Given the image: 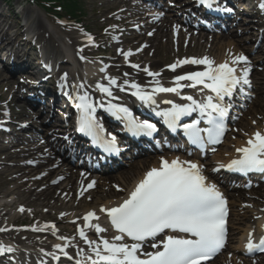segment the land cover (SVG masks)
Masks as SVG:
<instances>
[{
    "label": "snow or ice",
    "instance_id": "snow-or-ice-1",
    "mask_svg": "<svg viewBox=\"0 0 264 264\" xmlns=\"http://www.w3.org/2000/svg\"><path fill=\"white\" fill-rule=\"evenodd\" d=\"M196 3L208 10H215L218 0H196ZM258 6L264 11V0H261ZM176 28L178 29L179 25ZM86 36L87 42L91 44L93 37L87 34ZM131 55L130 51L124 53L125 59ZM240 64L244 67L238 68ZM184 65L204 67L200 71L177 75L173 87H164L157 80L156 86L147 91L140 85L131 83L130 87L134 89L131 94L143 104L156 105L155 97L160 93H175L180 96L184 87L197 86L208 90L211 94L201 99L183 95L181 98L186 103L164 100L165 104L171 106L155 112L169 130L172 132L182 130L191 144L203 150L207 145L222 142L226 131L225 120L233 107V97L244 94L245 89L251 87L250 61L241 53L221 63L204 56L177 60L169 67L175 72L178 67ZM132 67L140 66L133 64ZM143 70L151 77L160 75L147 68ZM67 79L65 73L62 80L66 82ZM106 79L107 85L97 83L95 89L109 98L116 99L112 88L118 86L117 80L110 76ZM184 81L190 83L182 84ZM60 87L62 90L65 87L76 90L72 99L73 107L79 113L78 131L107 153H119L120 148L117 137L107 133L103 123L97 118L98 108H103L117 121L122 122L124 128L133 136L151 137L157 131L155 123L137 118L127 106L113 103L111 100H95L84 90L83 83L79 85L64 83ZM64 94L71 95L67 91ZM193 113H197L199 118L182 123ZM202 123L206 126L202 127ZM212 150L215 151L214 148ZM236 152L238 156L221 167L241 174L264 173V133L261 131L253 133L247 139L246 146L236 148ZM94 185L95 181L88 184L87 188L90 189ZM19 210L24 211L22 207ZM99 211L106 215L109 227L114 230L115 235L111 238L100 236L99 234L106 233L109 229L99 223H93L99 221L100 217L95 211L88 212L83 220L88 228L94 229L99 239H90L84 227L78 229L79 237L84 240L91 252L87 254L80 249L77 254L82 256V260L76 264H205L226 245L228 235L226 198L216 184L208 182L203 174L202 165L190 160H181L179 157L171 161L161 157L159 166L147 170L128 192L126 198L114 206L101 207ZM48 228L55 234V224L44 226V229ZM253 235L252 232L249 233L245 246L247 253L256 251L264 253V236L255 241ZM58 239L65 243L56 244L55 249L68 259H72L66 250L71 244V239L64 236ZM146 242L151 250H144ZM12 251L11 247L3 246L0 242V253ZM44 255L51 256L57 261L60 259L56 252H46Z\"/></svg>",
    "mask_w": 264,
    "mask_h": 264
},
{
    "label": "bare ground",
    "instance_id": "bare-ground-1",
    "mask_svg": "<svg viewBox=\"0 0 264 264\" xmlns=\"http://www.w3.org/2000/svg\"><path fill=\"white\" fill-rule=\"evenodd\" d=\"M247 1V0H245ZM119 4H124L126 6V11L130 12L129 16L131 18L130 22L133 23L134 20L138 16L144 15V12L140 8V6H130L129 2H126L124 0H121L118 3H115L114 6H117ZM128 5V6H127ZM251 9H255L254 5L250 4L249 5ZM161 10V9H160ZM151 13L148 14L150 17H156L152 18L151 20H148L146 24L148 25V29L151 31L152 28H155L153 30V33L150 35V41L144 48V52L153 50L154 53H158V47H155L153 44V39L157 38L155 35L158 34H164L165 31L166 33L168 32L169 28L170 33L173 34L174 37L177 39L183 37V30L181 31L176 28L177 25L185 26L184 22L182 19H180L177 15L171 13L168 9L165 10L166 12V18L165 21H163V17L160 18V14L163 11L157 10V7H152L149 10ZM224 11V10H223ZM165 17V16H164ZM148 18V17H147ZM156 23V21H158ZM240 24V20L237 19V21ZM171 25V26H170ZM40 27L44 29V24H40ZM199 27H203L200 26ZM8 28V27H7ZM193 31H196V28L194 26H191ZM155 32V33H154ZM157 32V33H156ZM264 35V34H262ZM0 36H2L3 40L7 38V41L9 38H11V34L7 29L2 28V25H0ZM47 36V35H46ZM158 36V35H157ZM142 36L140 34H134V35H129L126 32L122 34L121 42L127 43L129 46L132 48L137 46L140 38ZM193 37H197L198 40H201L203 42H207L211 44L210 50L207 53L209 58L214 59L217 63H221L226 59H229L225 54L224 50H230L231 53L233 52L235 55L240 54V50L242 47L241 41L237 40V34L229 32L228 34L225 35H220L218 37L215 36H201L199 37L198 35L194 34ZM48 40L51 39L50 36H47ZM77 38L74 37H68L65 40L59 39V43L61 46L64 48V50H61L60 52L55 53L54 51H50L49 55L51 57L54 56V61L59 62L60 66L58 67V71L60 70V74L64 75L67 73L69 74V71L67 70L70 62V59L73 60V54L71 50V46L73 47V42L76 41ZM160 37L157 38L159 41ZM20 40L17 38L15 42H9V48H10V53H13L14 49L13 46L14 44ZM69 43V44H68ZM110 48L109 46V51ZM79 52L78 55L80 56L75 60L76 64H78L81 67V74H78L85 82V84L88 85V90L91 92V96H93L95 99L97 98V101H100L101 99L105 101L111 100L113 103H118L124 106H127L134 112L136 111V114H141L137 113V109L134 106L133 100H127L123 96L124 90H130L134 91L130 87L131 83H136L140 85L142 88H144L147 91H150L153 87L156 86V81L158 80L160 84L163 86L166 84L168 87H173V81L174 78L179 75V74H185L191 71L195 70H203V65H195V66H188L184 70H176L174 73H171L169 71H160L156 70L154 72L160 73L159 76L157 77H151L148 74L145 73H134L132 70L126 69V64L130 62L127 59H125L124 53L129 52L130 49L122 51L120 56L116 50L114 52L113 50L110 51V61H112V65L115 66L119 62L120 65L114 67H107L105 64H101L98 61H94L91 63H86L82 62L81 57L87 58V59H95L97 56L93 54V50L89 47H85L83 51ZM52 52L54 54H52ZM76 53V56H77ZM256 53L258 54H264V41L261 42V46L257 48ZM63 54V55H61ZM234 54H231L232 57L235 56ZM62 57V58H61ZM61 58V59H60ZM104 60L108 61L107 54L103 56ZM79 59V60H78ZM86 59V60H87ZM69 60V61H68ZM259 61V60H258ZM80 64H79V63ZM262 72L258 71L254 73L253 75V86H257L258 84L264 83V60L260 62ZM150 66V67H148ZM122 67V68H119ZM152 67H158V62H152L150 65H146L143 68H150ZM238 68H241V65L237 66ZM30 70L33 71L35 74L37 73V68L34 66H30ZM118 69V70H116ZM123 73L121 74V72ZM47 72L42 71V77L41 81L44 82L47 78ZM113 77L117 80L118 86H113L112 91L113 95L116 99L109 98L105 96L104 94L100 93L95 89V85L97 83H103L105 85L108 84V81L106 77ZM83 77V78H82ZM126 79V80H124ZM124 80V81H123ZM127 82V83H126ZM2 84L6 85L11 89L14 85H12V82L9 81L8 79L4 80ZM183 84H187L186 81L183 82ZM123 88L124 90L121 91L120 89ZM185 88V93H188L189 87H184ZM7 89V90H9ZM263 88L257 87L256 93L259 94L261 93ZM248 92H246L247 94ZM264 93V92H262ZM160 96V95H156ZM23 98V97H22ZM258 98V100H257ZM164 100H171L173 102H178L179 101V96L176 94H171L167 96H163L159 101H164ZM256 107V113H258L260 116V122L262 121V127L261 129L255 128L253 129L252 127H249L248 131L245 130H240V138L234 137V144L231 142L226 143V147L222 151L215 150L216 154L214 156V163L215 168L213 170L207 168H204L208 176L211 178V180H217V175H216V170L217 169H222L225 170L226 167H221V165H227L233 158H236L238 156V153L236 152V148L246 146V141L251 136L253 133L256 131H261L264 133V115L261 113V111L264 113V94L259 96H256L255 102H254ZM51 106V105H49ZM146 107V106H145ZM15 113L22 116H25V120H36L39 117V114L47 112L50 116V121L46 124L48 126V130L50 127H53L55 125H62L61 128H63V125H69L71 121L70 118H67L65 120L59 119L57 114H51L49 109L43 108L41 112H28L22 109L20 106L14 108ZM70 115V114H69ZM148 117V116H146ZM17 118V116H16ZM149 118V117H148ZM226 120H230L229 115L226 118ZM2 120H0L1 123ZM13 122V119L10 120V123ZM120 122V121H118ZM122 123V122H121ZM123 124V123H122ZM245 124V123H244ZM124 126V125H123ZM23 133H30L31 126L25 127L23 129ZM170 131V130H169ZM70 133V130L67 131ZM55 133V134H54ZM52 135L47 134V136H52L54 137V141L52 139H47V136L45 134L42 136L44 137L43 139L45 142L43 144H37L38 137L37 135H28L24 138L20 139H9L7 141H3L0 138V165L7 166L8 163H11L9 167H7L1 174L4 175L5 180L3 181L2 185H0V189L3 190L6 188L8 185L14 184V188L10 190H6L1 193L0 195V222L3 220V218L7 217H13V215L16 216H22L20 215L19 212H21L19 209L22 207L28 208L31 206L38 205L39 207H56L57 209H64L67 211V215L69 216L70 220L75 221L74 224H70L68 222V228L70 229L69 232L68 230H65V232L62 234L56 233L55 229V234L49 230H45L44 228L41 229L40 231H33L36 235H23L20 236L18 233L15 234L13 232H7L5 231H0V236L3 237L5 240L9 242H14V243H26L28 244L30 249L35 248V245L38 248H42L43 251L45 252L46 249H49V252H56L58 256H60V259L58 262L61 261V259H65L68 264H76L78 261L77 258L68 259L67 257L63 256L61 253H59L58 250L55 249L56 244H64V241H61L58 239L60 236L67 237L71 239V244L67 247L66 250L73 249V250H78V249H87L88 246L85 244L84 240H82L78 234V229L81 227H84L86 234L90 239H92V236H94L96 239H99L97 235H95L94 231L92 229L88 228L86 226V222L83 220V217L90 211H95L97 215L100 217L99 221H93V223H99L102 227L107 228V224L104 223L105 220L108 218L104 213H101L99 209L101 207H111L117 204L122 198H125L128 194V192L135 186L136 182L142 178L144 173L149 170L152 167H158L160 164L161 157H152L148 156L147 158L136 160L134 162H130L128 164V169L119 172L117 175L114 176H107L104 177L103 175H90L84 173L83 170H80V167H82V164H73L70 159L68 161V166L70 168L63 169V163H58L57 165L53 164L54 158L53 155L50 152L60 154L61 155V149L56 141H59L60 145L63 144V141L59 139L62 135H59L54 132ZM4 133H0V135H3ZM9 134V133H8ZM36 134H38L36 132ZM64 134V133H62ZM171 134V131H170ZM231 138V137H230ZM19 144H16V143ZM19 145V146H18ZM165 147L168 152H165V155L163 158L168 159L171 161L172 159L179 157L181 158L184 156V158H190L192 156L193 159H198L202 157L200 153H193L192 151H189L187 149L184 150H179L180 147H174V150L172 149L171 145L165 144ZM15 148V149H14ZM188 151V152H187ZM212 149H209L208 152H212ZM196 152V151H195ZM193 153V154H191ZM65 156L62 155V159L64 161ZM37 158V159H36ZM70 162V163H69ZM204 165V164H203ZM51 166V167H49ZM63 169V170H62ZM81 172V173H80ZM62 180V182H60ZM95 181V185L92 188H87V185L90 184L91 182ZM112 182H116V190L117 191H105L101 196L98 198H94V202L92 206H89V200H87V196H90V194L93 195V193L97 190L98 185L100 184V188L103 185L106 184H111ZM214 182V181H213ZM59 184V185H58ZM58 185V186H57ZM62 186V187H59ZM256 189L253 190L252 195L250 194H245V192H240L239 194L231 193L230 190L225 187L226 189V196L231 198L232 200L236 199L238 202L242 203L244 202L243 200L246 199V197L250 198H256V200L253 201L254 205L251 208L252 213V219H249L246 215H241L244 219H240L242 227L239 228V234L237 236V242L235 244L230 245V242H228L223 249L228 247L231 253L234 254V264H264V257H258L254 260H237V256L243 257L244 255L247 254L246 251V243H247V238L249 236V233L252 232L253 234L256 233V231H261L263 227L260 225L261 220L264 217V186H260V184L255 185ZM62 190V194L66 196L64 198H60L59 192L56 194L58 190ZM105 189V188H103ZM122 189V190H121ZM242 189V188H238ZM243 191V190H242ZM82 193V194H81ZM11 196H15V200H10L9 198ZM230 199V200H231ZM92 201V199H90ZM78 207H85L87 208L85 211L81 213L76 212V204ZM231 203V202H230ZM17 206V208H16ZM16 208V211L14 209ZM236 216V215H235ZM45 218H48V215L45 216ZM26 219V218H25ZM17 219L14 220V224ZM5 228V227H1ZM37 228V227H34ZM38 235H47L49 238L53 240V242L46 243L44 241H41L38 239ZM113 235H115V232L113 229L109 228V230L106 233H103L101 236H104L105 238H111ZM129 242V241H127ZM20 245V244H19ZM222 249V250H223ZM91 250H88V254H90ZM43 252H38V258L35 259L37 256H34L33 254H27L24 256V258L27 259H34V264H36V261L42 257ZM51 262L50 264H56L57 260H54L51 256ZM82 260V259H81ZM231 260L227 262V264H231Z\"/></svg>",
    "mask_w": 264,
    "mask_h": 264
},
{
    "label": "rangeland",
    "instance_id": "rangeland-1",
    "mask_svg": "<svg viewBox=\"0 0 264 264\" xmlns=\"http://www.w3.org/2000/svg\"><path fill=\"white\" fill-rule=\"evenodd\" d=\"M81 1V8L85 10L86 17L84 18V22L82 23H74L69 22L68 20L64 21H58L51 13L48 14L45 10L39 8L32 2H28L25 0H13V8H10L9 6L5 4L0 5V25H2V28L7 29L9 33L11 34V38L5 39V41H2L3 37L0 36V119H13V124H8L7 128L10 130V134L3 136L0 135V138L3 141H7L9 139H20L24 138L28 135H36L35 132L31 131L30 133H23L21 131L22 122L29 121L25 120L26 115H18L15 113L14 108L15 107H21L25 111H30V107L26 103V101L29 100L28 96V89H35L31 88L32 85L36 84L35 78L33 77L32 72L29 71H22V69H18L15 71H12L11 73L8 71L6 67H11V62L13 59L15 60H22L24 56L27 54L29 57H27L29 60H32L33 56H36V51H32V49L29 47L30 45L25 44L23 45V42L21 43V39L18 40L13 48L16 47V50L18 51H25L24 56L17 57L19 53H10L9 48V42H15L19 36L20 32H29L33 30V32L36 34V36L39 38V43L41 47L46 48L48 53L50 51H54L55 53L60 52L61 53V44L59 43V39L65 40L68 37H74L77 38L75 42L71 43L73 44V47L71 46L72 54L75 60L79 58L77 52L80 49H84L85 47H89L93 50V54H95L97 57L95 59H101V62L105 64L108 67H114L120 65L119 62L113 66L111 64L112 61H110V51L117 52L119 51V55H121L120 50H126L131 49L132 55L128 57L131 63H137L140 66V71H134L131 68L126 69L134 71V73H142L143 68L146 65H150L153 61L158 62V67H152V71L160 70L162 72L166 71L169 67L168 65L175 63L177 60H181L184 57H203V56H210L207 53L210 50L211 44L207 42H203L201 40H198L197 37H193L194 34L201 36H220L217 31L214 29L210 31H192L190 27H179L183 28V37L177 39L173 36V34L170 33V29L168 32L162 35L157 34L155 37H160L159 41L157 38L153 39V44L155 47H158V53H154L153 50L144 52V48L150 41V32L153 33V30L155 28H152L151 31L148 29V25L146 22L148 20H151L152 18L156 17H150L151 12L149 11L150 7L144 3L142 0H124L126 2H129L130 6H137L139 5L142 11L144 12V15L138 16L136 20H134L133 23L130 22V12L125 11L126 6L124 4H119L117 6H114L115 3L120 2L121 0H80ZM195 0H162L161 5H159V9H161V16H163V21H165L166 18V12L165 10L168 9L171 13L177 15L182 20H189L193 22H198L197 18L190 17L188 15H185L186 13L183 11L184 6H189L194 3ZM250 3L257 5V0H249ZM23 6L22 9H20V6ZM244 5V11H246L242 16H239V19L241 20L239 23H233L231 25V30L229 32L237 34V40L241 41L242 47L240 50V54H245V56L253 57L255 60L262 61L264 60V54H255V50L258 46V43L261 41V35L264 34V25L263 22L259 19L257 16V11L248 9V3H243ZM128 6V5H127ZM163 14V15H162ZM165 15V17H164ZM160 16V18H162ZM148 17V18H147ZM156 21V23H158ZM207 23H213L212 21H209ZM40 24H44V29L40 27ZM237 24V25H236ZM171 26V25H170ZM8 27V28H7ZM181 30V31H182ZM127 33L129 35L134 34H140L142 37L140 38V41L137 46L131 47L127 43L121 42V39L119 38L123 33ZM229 32L222 33L221 35L228 34ZM261 32V35L258 36V33ZM155 33V32H154ZM87 35H90L93 37V42L89 44L87 42ZM50 36L51 39L48 40L47 36ZM158 35V36H157ZM69 44V43H68ZM21 46H24L21 48ZM100 47L98 49H95L96 47ZM109 46L112 48L109 51ZM15 51V50H14ZM77 53V56H76ZM250 53L252 55H250ZM52 54H54L52 52ZM107 54L108 61L104 60L102 58ZM224 54L231 59L233 52L231 53L230 50L225 49ZM31 55V56H30ZM235 55V54H234ZM50 56V55H49ZM17 57V58H16ZM51 57V56H50ZM51 58H54L51 57ZM81 59L82 62L86 61V63H91L96 60L94 59ZM79 60V59H78ZM251 59H249L250 61ZM79 63V62H78ZM79 63V64H80ZM150 67V66H149ZM251 70L254 69V66L250 63ZM37 68V67H36ZM122 68V67H119ZM38 69V68H37ZM256 72L263 71L261 68V64L256 66ZM67 70L70 73V76L74 78V80L77 77H80L78 74H81V67L78 64H69ZM118 70V69H116ZM119 71V70H118ZM40 72V70H37V74ZM123 71L121 72V74ZM264 74V72H263ZM83 78V77H82ZM8 79L12 82V85H14L11 89H9L8 86L2 84L4 80ZM126 80V79H124ZM123 80V81H124ZM262 87L264 92V83L258 84L256 87ZM9 89V90H7ZM254 91V97L249 99V96H244V94H238L237 100L235 104H242V108L238 107L237 105H233L231 108V111L234 112L236 110L237 114H230L232 117V120L234 122V125H232V131L228 134L227 140L223 143V146L219 149L220 151L224 150L226 147V143L233 142L234 137L240 138V130L248 131L249 127H252L253 129L258 128L260 129L262 126V121L260 122V116L258 113H256L257 109L254 104L256 96L263 95L264 93L257 94L256 90ZM22 96H24V99H22ZM244 97V99L247 101L244 103L240 102V98ZM258 100V98H257ZM261 113L264 115V113L261 111ZM59 114V111H57V115ZM62 116L64 113L61 111ZM11 116V118H10ZM17 116V118H16ZM61 116V118H62ZM59 117V116H58ZM48 118V117H47ZM46 118L41 120V123L43 124V121H45ZM30 123V121H29ZM245 123V124H244ZM28 125V124H27ZM29 126L32 127V129L37 130V128H41L42 125H40V121H34ZM56 127V126H55ZM44 131V130H42ZM52 131V132H51ZM55 131L52 128H49V130L45 129V133L53 134ZM55 134V133H54ZM231 137V138H230ZM49 138L55 139L52 136ZM58 145H60L59 141H56ZM43 143V138L39 136L37 144ZM16 144H19L18 142ZM19 146V145H18ZM15 149V148H14ZM53 154V153H51ZM54 161L53 164L57 165L58 163H63V169H66L67 162L63 161L62 157L58 156V154L54 153L53 155ZM214 155L207 157V165L209 167H214ZM154 157V156H152ZM37 159V158H36ZM135 160H140V158L134 159L131 162H134ZM11 163H8L7 166L0 165V185H2L3 181L5 180L4 175L1 173L10 166ZM51 167V166H49ZM62 169V170H63ZM128 166L123 167L121 170H118L113 173H107L106 175H103L104 177L107 176H114L117 175L119 172L127 170ZM81 173V172H80ZM93 175V174H92ZM99 175V174H97ZM62 182V180L60 181ZM59 185V184H58ZM57 185V186H58ZM264 186V184H262ZM15 186L14 184L8 185L3 190L0 189V195L2 192L6 191L7 189L10 190L13 189ZM62 187V186H59ZM105 188V189H103ZM256 189V187H250V188H242V189H230L231 193H237L245 192V194L252 195L253 190ZM117 191L116 190V182H112L111 184H106L101 186L100 184L97 187V190L90 196H87V200H89V206L93 205L94 198H98L103 194L105 191ZM243 190V191H242ZM62 190H58L56 194L61 192ZM67 194V193H66ZM65 195L62 194V192L59 194L60 198H64ZM10 200H15V196H11L9 198ZM92 199V201L90 200ZM231 199V198H229ZM256 200V198H248L244 199L242 203L238 202L236 199L230 200L231 202V208H232V216H231V223H230V236H231V243L235 244L237 242V236L239 234V228L242 227L240 219H244L242 216L246 215L249 217V219H252V213L251 208L254 205L253 201ZM76 205V212L81 213L85 211L87 208L78 207L77 203ZM17 208V206H16ZM16 208L14 211H16ZM22 216H16L13 215V217H7L3 218V220L0 222V229H6V231L13 232L15 234H19L20 236L23 235H36L34 232L31 231L32 228L37 227L40 228L41 225L45 222H54L55 226L58 229L63 230H70L68 228L67 222L69 221V216L67 215V211L64 209H57L56 207H39L38 205L31 206L28 208H24L23 212H19ZM48 215V218H45V216ZM236 215V216H235ZM242 215V216H241ZM26 218V219H25ZM16 220L15 224L13 223L14 220ZM5 227V228H1ZM38 239L41 241H44L46 243L53 242L51 238H49L47 235H38ZM27 247L28 244L24 243ZM42 248H38L35 245V248L28 249L30 253L34 256H37L35 259L38 258L37 253L43 252ZM233 253L230 252V250L227 248L226 251L222 253V255L217 258L214 262L211 264H227V262L230 259H234L232 256ZM264 257V256H263ZM41 258V257H40ZM239 258V257H238ZM237 258V260H238ZM14 260V259H13ZM253 260V259H251ZM17 261L19 264H31V262L34 263V259H27V258H18ZM2 264H12V262L9 260H2Z\"/></svg>",
    "mask_w": 264,
    "mask_h": 264
},
{
    "label": "trees",
    "instance_id": "trees-1",
    "mask_svg": "<svg viewBox=\"0 0 264 264\" xmlns=\"http://www.w3.org/2000/svg\"><path fill=\"white\" fill-rule=\"evenodd\" d=\"M34 4L52 12L57 18L70 17L71 20L80 21L86 14L81 9L80 0H31Z\"/></svg>",
    "mask_w": 264,
    "mask_h": 264
}]
</instances>
